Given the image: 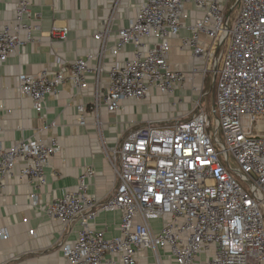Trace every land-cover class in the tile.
Instances as JSON below:
<instances>
[{
	"label": "built area",
	"instance_id": "built-area-1",
	"mask_svg": "<svg viewBox=\"0 0 264 264\" xmlns=\"http://www.w3.org/2000/svg\"><path fill=\"white\" fill-rule=\"evenodd\" d=\"M29 6L28 0H18L16 27L0 29L1 63L32 42V32L39 29L25 22ZM183 30L189 36L180 50L202 61L204 74L218 68L214 109L204 108V83H194L199 69L187 76L170 66L171 40ZM58 35L66 39L68 30ZM117 39L111 55L118 57L132 45L135 56L108 69V112L157 91L172 97L189 81L198 97L186 116L150 121L126 133L108 156L116 181L105 199L89 193L97 176L89 167L74 191L47 206L49 218L80 225L77 239L61 246L65 264H139L149 249L156 252L157 264L159 250L173 264H264V0H145ZM100 59L91 54L75 59L68 71L23 76L19 90L42 114L47 99L66 82L80 91L91 75L99 82L102 65L92 62ZM78 109L84 124L86 109ZM57 151L55 139L50 145L28 140L6 149L0 141V197L19 163L25 164L21 179L45 185L46 168ZM30 199L38 205L35 193ZM112 212L120 213L121 224L120 234L110 239L95 223L99 214ZM0 236L7 239V229Z\"/></svg>",
	"mask_w": 264,
	"mask_h": 264
},
{
	"label": "crops",
	"instance_id": "crops-1",
	"mask_svg": "<svg viewBox=\"0 0 264 264\" xmlns=\"http://www.w3.org/2000/svg\"><path fill=\"white\" fill-rule=\"evenodd\" d=\"M28 1L30 11L25 22L39 29L32 32V42L10 55L6 63L0 62V141L6 149L28 140H42L50 145L55 139L58 151L46 168L45 185L36 187L21 179L23 163L17 164L5 179L0 197V231L7 229L9 237L0 236V264H65L61 246L77 239L80 225L49 218L44 213L47 206L66 192L74 191L80 176L89 167L97 172L89 193L97 200L105 199L116 181L115 169L108 160L110 151L136 126L186 116L198 93L193 94L192 85L186 83L172 97L157 91L145 101L126 100L119 111L108 112L104 103L108 69L113 62L122 63L134 57L135 47H126L118 57L110 51L117 44L118 31L129 26L145 0ZM17 2L0 0V29L16 27ZM63 29L68 30L66 39L58 35ZM98 34H105L104 40H96L94 37ZM187 36L189 32L183 30L178 38L171 40L169 63L172 69L188 76L193 68L202 73L204 63L196 61L189 50H180ZM25 37L21 34L22 40ZM91 54L101 57L92 66L101 63L103 73L99 82L91 75L87 89L80 91L66 82L59 94L47 99L42 114L35 111L31 98L21 94L19 86L23 76H37L44 70L68 71L75 59H85ZM200 84L196 79L195 85ZM79 106L86 109L84 124ZM33 193L37 195L36 206L30 199ZM120 224L119 212L101 213L95 228L105 230L111 239L120 234ZM31 230H34L32 236ZM158 255L161 264H173L166 251L159 250ZM139 264H157L156 252L145 250Z\"/></svg>",
	"mask_w": 264,
	"mask_h": 264
},
{
	"label": "rangeland",
	"instance_id": "rangeland-1",
	"mask_svg": "<svg viewBox=\"0 0 264 264\" xmlns=\"http://www.w3.org/2000/svg\"><path fill=\"white\" fill-rule=\"evenodd\" d=\"M213 78H214V70L208 71L207 73H200L198 77L195 78L199 80V82H203L205 85L204 93H206V96L204 98V108L209 110L211 107H213V104L215 103L214 96H213ZM195 83V82H194ZM189 84L190 81H189ZM197 84V83H196ZM191 91V88H190ZM192 92V91H191ZM212 122L215 123V118L212 119ZM236 181L239 182L245 189L248 188V184L244 182L243 180L239 179L236 175H234ZM155 226H160L161 224L157 221H154Z\"/></svg>",
	"mask_w": 264,
	"mask_h": 264
},
{
	"label": "water",
	"instance_id": "water-1",
	"mask_svg": "<svg viewBox=\"0 0 264 264\" xmlns=\"http://www.w3.org/2000/svg\"><path fill=\"white\" fill-rule=\"evenodd\" d=\"M214 68H215L214 69V78H213V82H212V84H213V96H215V88H216L215 82H216V76H217V72H218V68L216 66ZM212 108L213 109L215 108V103L213 104Z\"/></svg>",
	"mask_w": 264,
	"mask_h": 264
}]
</instances>
